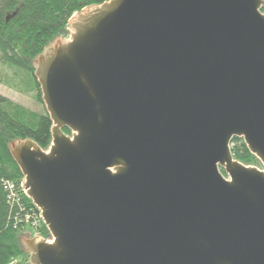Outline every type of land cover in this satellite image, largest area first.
<instances>
[{"label": "water", "instance_id": "95a60500", "mask_svg": "<svg viewBox=\"0 0 264 264\" xmlns=\"http://www.w3.org/2000/svg\"><path fill=\"white\" fill-rule=\"evenodd\" d=\"M31 67L50 144H8L48 231L19 235L29 264H264V0H107Z\"/></svg>", "mask_w": 264, "mask_h": 264}, {"label": "trees", "instance_id": "16d2710c", "mask_svg": "<svg viewBox=\"0 0 264 264\" xmlns=\"http://www.w3.org/2000/svg\"><path fill=\"white\" fill-rule=\"evenodd\" d=\"M106 1L0 0V67L11 77L5 84L25 95L31 94L42 104L32 60L55 38L67 36V23L75 13ZM50 129L45 110L37 113L0 95V264H29L20 246L19 235L24 228L36 222L38 236L48 237L38 210L24 194L22 175L9 154L8 144L29 139L45 150L51 140ZM231 153L244 165L260 166L241 139L232 140Z\"/></svg>", "mask_w": 264, "mask_h": 264}, {"label": "rangeland", "instance_id": "374dc122", "mask_svg": "<svg viewBox=\"0 0 264 264\" xmlns=\"http://www.w3.org/2000/svg\"><path fill=\"white\" fill-rule=\"evenodd\" d=\"M67 37V36H66ZM65 37V38H66ZM10 73L7 72L3 67H0V95L9 99L10 101L19 104L31 111L37 112V113H42L44 112L45 108L43 103L40 104L38 103L31 94L25 95L23 93H20L18 91H15L14 89L8 87L5 84V81L10 79ZM258 167V166H256ZM261 168V167H259ZM37 226V223H33V226L29 228H24L23 231L21 232L20 235L26 234V236L32 238L35 236H38L37 230L35 228ZM28 259V258H27Z\"/></svg>", "mask_w": 264, "mask_h": 264}, {"label": "built area", "instance_id": "2783aa9c", "mask_svg": "<svg viewBox=\"0 0 264 264\" xmlns=\"http://www.w3.org/2000/svg\"><path fill=\"white\" fill-rule=\"evenodd\" d=\"M11 187V186H10ZM39 218H40V214H39ZM28 220V219H27ZM40 220H41V218H40ZM35 225H36V222H35Z\"/></svg>", "mask_w": 264, "mask_h": 264}]
</instances>
